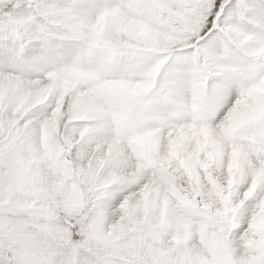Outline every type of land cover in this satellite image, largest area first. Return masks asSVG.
<instances>
[{"label":"snow or ice","instance_id":"6c2138e0","mask_svg":"<svg viewBox=\"0 0 264 264\" xmlns=\"http://www.w3.org/2000/svg\"><path fill=\"white\" fill-rule=\"evenodd\" d=\"M0 264H264V0H0Z\"/></svg>","mask_w":264,"mask_h":264}]
</instances>
